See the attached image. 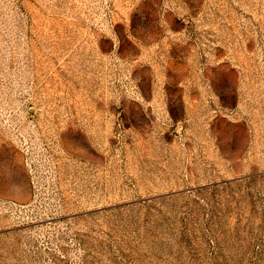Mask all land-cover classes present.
Instances as JSON below:
<instances>
[{"label":"rangeland","instance_id":"1","mask_svg":"<svg viewBox=\"0 0 264 264\" xmlns=\"http://www.w3.org/2000/svg\"><path fill=\"white\" fill-rule=\"evenodd\" d=\"M0 264H264V0H0Z\"/></svg>","mask_w":264,"mask_h":264}]
</instances>
